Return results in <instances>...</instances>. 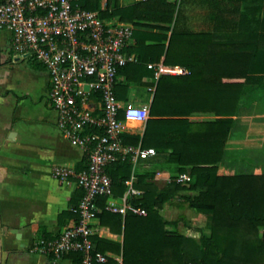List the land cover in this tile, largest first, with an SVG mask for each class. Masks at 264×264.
<instances>
[{
  "label": "trees",
  "instance_id": "1",
  "mask_svg": "<svg viewBox=\"0 0 264 264\" xmlns=\"http://www.w3.org/2000/svg\"><path fill=\"white\" fill-rule=\"evenodd\" d=\"M189 1L146 0L125 7H120L119 0L80 2L103 21L163 32L156 38V46H145V61L141 45H137L133 53L139 55L138 62L121 69L119 74L145 65V75L155 78V71L148 66L159 64L162 58L164 66L188 71L185 76L161 75L144 135L122 137L125 145L154 148L168 156L178 164L177 172L163 189L150 175H136L133 187L142 191L143 197L132 199V203L145 209L146 217L112 214L105 210L108 199H99L101 225L113 234L123 235V242L94 235V252L118 254L122 264H264V175L218 174L242 90L251 80L250 74L264 72V19L260 32L254 34L239 27L250 21L252 1L245 0L247 14L243 15L242 0H206L204 18L214 31L195 34L183 28ZM261 2L264 7V0ZM147 52L155 54L154 58H148ZM24 60L33 70L43 67L33 59ZM195 114H213L218 119L190 121ZM120 118H124L122 114ZM87 164L88 155L84 166L76 170H85ZM187 172L195 180L190 184L178 181ZM107 173L115 198H122L128 191L126 182L133 176L131 160L111 164ZM178 198L189 209L211 219L209 235L200 240L189 237L179 230L177 221L163 217L162 210ZM76 217L78 222L77 213ZM63 258L81 263L79 254ZM106 264L116 261L109 257Z\"/></svg>",
  "mask_w": 264,
  "mask_h": 264
},
{
  "label": "crops",
  "instance_id": "2",
  "mask_svg": "<svg viewBox=\"0 0 264 264\" xmlns=\"http://www.w3.org/2000/svg\"><path fill=\"white\" fill-rule=\"evenodd\" d=\"M140 1L146 0H119V5L125 7ZM205 1L190 0L186 4L184 29L195 34L214 31L213 25L204 18L208 7ZM250 1L253 2L250 21L239 27L257 34L262 27L264 7H261V0ZM245 5L246 1L242 0L240 12L243 15L247 14ZM126 25L134 29L128 52L139 59L133 50L141 45L145 61V46H156V38L163 32ZM149 56L154 58L155 54L147 52ZM163 60L159 64H163ZM250 77L242 90L239 110L219 165L220 176L264 175V72L250 74ZM157 80L156 76L145 75V65L141 69L132 67L120 73L116 87L119 101L151 107ZM49 91L50 77L46 69L39 67L33 70L28 61L15 55L12 35L8 32L0 34V263L2 254L6 252L9 254L7 264H73L68 258L56 260L31 252L38 241H54L65 229L77 223L75 205H79L77 200L82 196L77 187H62L52 177L55 167H83L86 154L72 146L58 129L57 114L48 103ZM189 119L206 123L218 118L213 114H195ZM145 129L146 124L129 122L124 135L143 136ZM177 170L175 161L157 152L147 161L141 160L133 165L132 177L136 181L138 174L151 177L156 174L154 183L155 180L170 183L171 175ZM156 185L159 189L166 186ZM170 205L173 204L161 212L168 221H172L173 216V211L168 209ZM178 206L180 214L189 209L184 205ZM189 212L193 216L198 215L192 209ZM181 219L189 221L184 215ZM92 228L94 235L123 242V235L113 234L108 227L101 225L99 218L93 222ZM107 255L116 264H122V256Z\"/></svg>",
  "mask_w": 264,
  "mask_h": 264
},
{
  "label": "built area",
  "instance_id": "3",
  "mask_svg": "<svg viewBox=\"0 0 264 264\" xmlns=\"http://www.w3.org/2000/svg\"><path fill=\"white\" fill-rule=\"evenodd\" d=\"M178 1V0H169ZM81 0H0V34L12 35L15 55L40 63L50 77L48 103L57 114V127L74 147L88 155L87 168L55 167L53 179L62 187L82 191L75 213L79 221L54 241H38L32 253L61 260L79 254L80 264H106L109 255L94 252L93 222L102 209L98 200L107 198L105 210L126 217H146L147 212L132 203L143 192L134 189L116 199L107 168L119 160L132 164L157 154L155 149L125 145L126 124H146L150 106L123 104L116 94L119 72L138 58L128 52L133 27L118 21H103L98 13L85 10ZM156 79L161 75L188 74L181 67L149 65ZM121 114L123 119H121ZM178 181L186 183L182 175Z\"/></svg>",
  "mask_w": 264,
  "mask_h": 264
},
{
  "label": "rangeland",
  "instance_id": "4",
  "mask_svg": "<svg viewBox=\"0 0 264 264\" xmlns=\"http://www.w3.org/2000/svg\"><path fill=\"white\" fill-rule=\"evenodd\" d=\"M184 175L189 177V181H187L185 184H190L195 180L194 177H192L190 174H184ZM155 178H156V174L152 176V181ZM155 182L158 183L160 187H163L168 183V181L163 182V180L162 181L155 180ZM171 204L173 205H170L168 209L173 211L172 221H177L179 223L178 227L182 233L189 235V236L191 235L197 240H200L203 235L210 234L211 219L208 216L200 215V214L193 216L190 214L189 209H184L185 214H180L181 212H179L180 209L178 208L179 207L178 205L179 204L184 205L185 207L187 205H185L184 203L181 202V200H178V199L175 201H171ZM182 215H184L185 218H188L189 221H183V219H181Z\"/></svg>",
  "mask_w": 264,
  "mask_h": 264
},
{
  "label": "water",
  "instance_id": "5",
  "mask_svg": "<svg viewBox=\"0 0 264 264\" xmlns=\"http://www.w3.org/2000/svg\"><path fill=\"white\" fill-rule=\"evenodd\" d=\"M14 232H16V231H14ZM17 239H20V237H17ZM8 253H6V252H4L3 254H2V260H1V263L0 264H7V258H8Z\"/></svg>",
  "mask_w": 264,
  "mask_h": 264
}]
</instances>
